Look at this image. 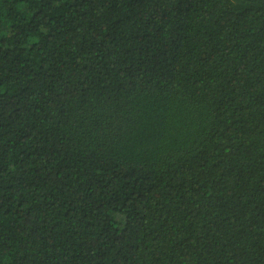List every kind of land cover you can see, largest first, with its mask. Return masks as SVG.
<instances>
[{
    "label": "trees",
    "instance_id": "trees-1",
    "mask_svg": "<svg viewBox=\"0 0 264 264\" xmlns=\"http://www.w3.org/2000/svg\"><path fill=\"white\" fill-rule=\"evenodd\" d=\"M0 264H264V0H0Z\"/></svg>",
    "mask_w": 264,
    "mask_h": 264
}]
</instances>
